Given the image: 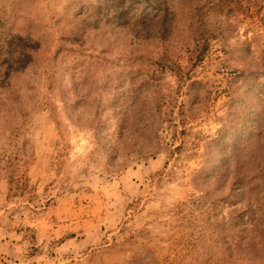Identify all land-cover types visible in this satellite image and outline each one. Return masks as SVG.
Listing matches in <instances>:
<instances>
[{
	"label": "rangeland",
	"instance_id": "1",
	"mask_svg": "<svg viewBox=\"0 0 264 264\" xmlns=\"http://www.w3.org/2000/svg\"><path fill=\"white\" fill-rule=\"evenodd\" d=\"M0 264H264V0H0Z\"/></svg>",
	"mask_w": 264,
	"mask_h": 264
},
{
	"label": "trees",
	"instance_id": "2",
	"mask_svg": "<svg viewBox=\"0 0 264 264\" xmlns=\"http://www.w3.org/2000/svg\"><path fill=\"white\" fill-rule=\"evenodd\" d=\"M223 0H221V2H222ZM189 2H194V0H189ZM199 7V6H198ZM200 12H202V10L200 9Z\"/></svg>",
	"mask_w": 264,
	"mask_h": 264
}]
</instances>
